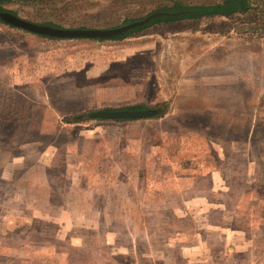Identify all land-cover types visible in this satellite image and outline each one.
<instances>
[{"label":"rangeland","instance_id":"rangeland-1","mask_svg":"<svg viewBox=\"0 0 264 264\" xmlns=\"http://www.w3.org/2000/svg\"><path fill=\"white\" fill-rule=\"evenodd\" d=\"M223 1L4 7L38 25L113 29ZM251 3L122 40L0 23V264H264V0ZM163 103L159 120L63 124Z\"/></svg>","mask_w":264,"mask_h":264},{"label":"trees","instance_id":"trees-1","mask_svg":"<svg viewBox=\"0 0 264 264\" xmlns=\"http://www.w3.org/2000/svg\"><path fill=\"white\" fill-rule=\"evenodd\" d=\"M15 0H0V13L3 12H9L5 9V5L13 3ZM253 5L251 3V0H224L223 2L219 3V4H214V5H200V6H184V5H179V4H175L172 7H166V8H161L157 11L154 12H166V13H171V14H178V13H182L181 15H175V16H171V17H163V18H157L153 21H151L150 23H148L147 25L143 26V27H139L137 29H134L130 32H127L123 35L117 36L113 39L110 40H122L127 38L128 36H131L133 34H138L143 32L144 30L154 26L155 24H160V23H174V22H178L181 20H195L198 18H202V17H225V18H229L231 16H234L235 14H242V13H246L248 11H251V9L253 8ZM152 12V13H154ZM11 14H13L12 12H9ZM149 13L146 16L142 17L139 20H133V19H125V21L122 23L121 26L136 22V21H140L145 19L148 15L152 14ZM15 15V14H13ZM0 23H3L0 20ZM5 26L9 27L10 29H17L15 27L9 26L5 23H3ZM45 26H50V27H55L54 25L51 24H45ZM58 28V27H55ZM20 30V29H19ZM23 31V30H22ZM43 38H47V39H55V38H51L48 36H40ZM96 41H103V40H96ZM125 110H141V111H151L153 114L145 119H155V120H159L165 117V115L168 113L169 111V106L167 103H163L158 107H154V108H137V107H130L127 108ZM111 111V110H109ZM91 112H86V113H81V114H75L69 117H65L63 118V124L67 125V126H74V125H79V124H84L87 121L93 120L89 118V114ZM120 121H128V120H120ZM160 143H157L155 145H158Z\"/></svg>","mask_w":264,"mask_h":264},{"label":"water","instance_id":"water-1","mask_svg":"<svg viewBox=\"0 0 264 264\" xmlns=\"http://www.w3.org/2000/svg\"><path fill=\"white\" fill-rule=\"evenodd\" d=\"M178 14L166 12H154L145 19L136 21L113 29H62L45 25H38L27 22L9 12L0 13V20L12 27L23 30L37 36H48L55 39H90V40H110L123 35L139 27H143L157 18L171 17ZM151 111L141 110H116V111H96L89 114L90 119L98 120H137L145 119L152 115Z\"/></svg>","mask_w":264,"mask_h":264}]
</instances>
